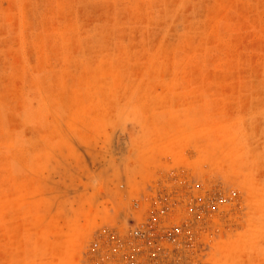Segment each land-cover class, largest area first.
Instances as JSON below:
<instances>
[{
  "label": "rangeland",
  "instance_id": "1",
  "mask_svg": "<svg viewBox=\"0 0 264 264\" xmlns=\"http://www.w3.org/2000/svg\"><path fill=\"white\" fill-rule=\"evenodd\" d=\"M0 264H264V0H0Z\"/></svg>",
  "mask_w": 264,
  "mask_h": 264
},
{
  "label": "built area",
  "instance_id": "2",
  "mask_svg": "<svg viewBox=\"0 0 264 264\" xmlns=\"http://www.w3.org/2000/svg\"><path fill=\"white\" fill-rule=\"evenodd\" d=\"M118 247L120 248V245H119V246H115V247L113 248V251H114V252H117V251L119 250Z\"/></svg>",
  "mask_w": 264,
  "mask_h": 264
}]
</instances>
